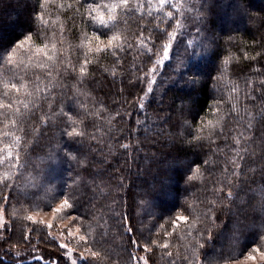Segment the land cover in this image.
<instances>
[{"label": "trees", "instance_id": "trees-1", "mask_svg": "<svg viewBox=\"0 0 264 264\" xmlns=\"http://www.w3.org/2000/svg\"><path fill=\"white\" fill-rule=\"evenodd\" d=\"M72 2L67 0L69 4ZM189 6L192 13L186 21L185 34L174 46L171 66L161 69L155 92L149 97L150 103L144 112L135 106L145 88V84L137 80L144 58L137 57L135 52L121 53L120 64H115V58L110 55H101L89 65L83 81L77 78L78 71L61 78L59 63L52 73L54 79L44 78L46 73L31 67H21L14 70L15 74L3 76V79L27 84V89L14 92L12 99L31 103L33 97L26 92L34 91L35 75L42 77L41 87L49 85L52 108L63 107L70 109L74 116H82L83 109L76 103L78 99L88 111L96 113L85 117L83 125L87 126L89 134L97 137L95 140L86 137L82 144L71 143L62 137L63 125L59 119L55 124H41V117L51 112L49 101L43 99H38L32 109L34 116L28 112L22 118L26 135H21L25 141L32 142L24 157L26 167L19 172L12 169L8 186L0 183V205H7L4 215L8 220L4 231L0 232L3 264H51L53 260L71 264L48 229L29 221L27 216L35 211L51 210L73 194L76 207L72 214L86 217L85 223L92 226L95 250L100 253L94 259L89 257L88 264H136L132 256L143 257L141 262L146 260L147 264H189L194 258L193 245L198 248L202 264H225L256 251L264 252V241H261L264 236V84L261 83L264 81V0H190ZM36 7L37 0H0V44L15 43L30 29L35 30ZM78 7L56 9L50 6L51 10L44 17L56 21L53 28L57 40L61 38L59 26L63 24L62 59L71 60L77 67L87 51L86 47H79L81 37L91 35V27L81 22L83 9L77 12ZM197 11L202 13L200 20L196 19ZM156 23L158 21H153V26ZM142 24L147 25V21L141 20L138 14L121 27L133 36L135 43L134 35H138ZM194 37L207 45L208 51L203 57L185 53L187 41ZM245 52L256 58L245 59ZM225 57H230L226 76L231 83L223 78L212 79L218 76ZM176 58L183 59L191 69L189 76L195 73V84L189 83L187 77L173 74ZM53 84L57 86L51 88ZM233 84L239 88L238 92L231 90ZM3 90L0 82V92ZM217 100L223 103L215 105ZM233 103L240 109L238 113L232 111ZM214 106L220 109L215 115L212 114ZM17 107L22 113L26 112L22 104L13 105V109ZM248 113L254 119L247 132V155L241 162L240 187L236 189L243 202L223 201L213 212L207 213L210 207L207 201L216 199L213 188L219 186L224 164H201L203 178L187 183L186 175L191 173L186 170L193 161H203L209 156L214 161L223 160L224 156L213 154L210 149L217 145L223 147L225 138H217L215 144L204 142L199 149L188 145L186 139L191 138L189 133L197 127L200 117L215 120L224 115L222 127L227 143L234 146L232 132L247 128ZM146 117V122L137 127L136 120L144 121ZM238 117H243L240 124L236 122ZM105 118H112L111 132ZM3 119L0 115V121ZM184 121L191 127L185 126ZM123 143H128L130 149H122ZM69 148L78 157L86 158L85 166L65 159ZM49 155H55L56 159L49 160ZM213 171L216 176L212 175ZM5 172L6 169L0 167V178ZM96 174L99 176L93 184ZM166 177L171 179L166 180ZM232 179L237 182L235 177ZM165 180L167 186L161 191L160 181ZM227 191L225 187L224 192ZM142 199L149 203L141 204ZM205 213L214 216L215 223L207 219ZM177 214L196 220L192 237L181 238L187 232L183 224L173 231L170 218ZM125 215L127 223L122 220ZM128 227L133 229L130 234ZM165 231L172 234L165 237ZM201 233L203 248H199L193 238ZM132 239L139 241L140 246H133ZM165 239L169 243L167 249L152 245V251H144L146 241L163 243ZM13 250L25 257H14ZM35 255L43 259L29 261Z\"/></svg>", "mask_w": 264, "mask_h": 264}, {"label": "snow or ice", "instance_id": "snow-or-ice-1", "mask_svg": "<svg viewBox=\"0 0 264 264\" xmlns=\"http://www.w3.org/2000/svg\"><path fill=\"white\" fill-rule=\"evenodd\" d=\"M73 5H78L77 12H80L82 17V23L85 27H91V35H84L81 37V44L79 47L81 49L85 48L87 51L84 53V59L78 61L77 64H73L71 60L64 61L62 59L63 53L61 48L63 47L64 39L63 33L65 31L63 24L59 26V32L61 33V38L56 39V29L53 25L56 23L54 20L45 19V13L50 11V6H55L56 9H63L65 7L72 8ZM190 0H73L72 4L67 3V0H37V7L33 14V20L36 25L35 30H29L23 37V39L17 40L15 43L9 45L0 44V82L3 83L4 90L0 92V115L4 117L3 127L0 128V167L6 169L5 174L0 178V183L4 186H8L7 182L12 176V169L20 171L26 167L27 161L24 157L27 155V150L31 141H25L23 117L30 112L33 116L35 112L32 111L33 108L37 106V100L43 99L49 101L50 113H45L41 117L40 123L46 125L48 123L55 124L56 120L59 119V123L63 125L61 131L62 137H66L71 143H83L84 138H89L92 140L97 139L94 134H89L87 132V126L83 125V120L85 117H90L96 115L94 112L88 111L86 105L80 102L78 99L76 103L80 105L83 109V115H72V111L65 110L61 107L59 110L52 108L51 101L53 99L49 85L40 86L42 82V77L40 75H35V89L33 92H26V95L33 97L31 103L27 101H21L18 98L12 99V94L19 93L22 89H27L26 83L12 82V79H3L6 73H14L15 69L23 68H35L39 69L41 72L46 73L44 78L54 79L52 76L53 71L56 68V64L61 65V70L59 75L63 78L71 73H76L78 71L79 76L77 77L80 81L88 74V67L93 64L101 55H110L115 58L114 63H121V53L128 54L130 51L135 52L137 57L144 58L142 65L138 70L141 73L137 80L145 84V88L142 90V94L137 98L136 107L141 111H146V105L150 103L149 97L154 94L155 87L158 84L159 76L162 74L161 69L165 67H170L171 62L174 59V46L179 39V37L185 34L187 27L186 21L189 15L192 13V8L189 6ZM141 20H146L147 25H140V30L138 35H134L135 43L132 42L133 36H130L121 24H127L128 20L137 17ZM196 19H202V13L197 11ZM153 21H158L154 26ZM199 32V29L197 30ZM52 35H49V33ZM93 41H95V46L93 47ZM208 51L207 45L203 41L193 38L187 41L185 45V53L189 56H201L203 57ZM260 53H257L259 56ZM91 56V58H89ZM245 59H255L256 57H250L247 52L244 53ZM27 61V63H25ZM230 62V57H225L222 60L223 67L220 69L218 76L212 77V79H225L226 83H231L227 81V65ZM183 70V71H182ZM191 69L184 63L183 59L176 58L175 68H173L174 75H180L187 77L188 82L195 84L197 80L194 78L195 73L189 76L188 73ZM15 74V73H14ZM264 84V81L261 82ZM57 85H51V88H55ZM233 92H238L239 88L233 84ZM78 95V93H77ZM8 98L4 100L3 98ZM231 99V97H230ZM223 103L221 100L214 102L215 105H220ZM14 104H22L26 112H21L19 107L13 109ZM219 107H212V114L215 115L219 112ZM232 111L239 112L240 109L237 107L236 103L232 104ZM117 116L120 112L116 113ZM249 120L247 123V128H241L239 131L232 132V140L234 141V146L227 143V135L225 134L222 121L225 119L224 115H220L217 119H206V117H200L197 127L189 133L190 139H186V143L192 146L194 149H199L204 146V142L208 144H215L216 139L219 137L225 138L224 146L217 145L215 148L210 149L211 153H219L225 158L223 160H213L211 156L203 161L195 160L191 165L188 166L187 172L191 174L186 175L185 182H191L196 179L203 178L204 172L201 171L200 165L211 166L212 164H224L223 169L220 172V179L218 181L219 186H214L213 193L216 199L207 201L210 207L207 209V213L213 212L214 208L218 203L226 201L228 204H234L237 201L243 202V197L239 191H236L240 187L238 183L241 172L239 171L241 167V162L245 159L247 155V132L251 129V120L254 119L251 113H248ZM131 118V113H129V119ZM109 125V132L112 131L111 123L112 118H105ZM243 117L237 118V124L241 123ZM144 121L137 119V127L144 124ZM167 123V119L164 121ZM185 126L191 127L188 121H184ZM151 131V128L147 129ZM207 131V135L204 132ZM35 132V129H33ZM26 135V133H24ZM131 135V133H129ZM79 138V139H78ZM120 147L124 150H129L130 145L128 143H123ZM227 149V152L225 151ZM231 153V155H229ZM49 160H55V155H49ZM65 159L75 161L82 167L86 164V158L78 157L73 154L71 149L65 153ZM195 165V167H193ZM234 165V167H229ZM22 174V173H21ZM213 176H216L215 171L212 172ZM99 174L93 177V184H95V179ZM233 177L236 178L237 182L233 181ZM171 179L166 177V180ZM165 181H160L161 191L167 186ZM76 183V181H73ZM98 187V186H97ZM120 187V185H117ZM227 187L228 191L224 192V188ZM145 195H148L146 192ZM73 195H68L64 198L59 206L52 211L56 214L64 213L63 218L71 219L73 221L72 226L75 227V233L71 231V228L66 229L67 235L66 243H60L58 247L60 249H65V255L71 258V264H88L89 257L96 258L100 255L98 251L95 250L96 241L93 237V232L90 230L91 225L86 224V217L80 215H73L72 210L76 207V202L73 199ZM7 199V198H5ZM141 204H148L149 201L141 200ZM7 211V205H0V213ZM207 219L212 220L215 223L214 216H207ZM27 219L32 220L31 216ZM199 219V217L197 218ZM122 220L127 223L128 217L125 215ZM108 221H104L107 224ZM170 224L175 231L180 228L183 224L186 226L187 232L181 236L182 239H187L193 236V230L196 229V220H191L187 215L177 214L175 218H170ZM104 225H97V227H103ZM48 228H52V224L47 225ZM164 228V225L160 226ZM133 229L131 227L127 228V232L132 233ZM64 233H62L63 235ZM172 233L165 231V237L170 236ZM196 240L199 248H203L204 244L200 242L202 239V233L198 236L193 237ZM211 239V236L208 237ZM28 239V237H25ZM76 240L77 246L83 249V252L79 256H74V247H71V241ZM261 241H264V236H261ZM131 244L133 246L139 247V241L132 239ZM152 245H156L162 249H167L169 243L167 239L163 243H158L155 240L151 241L149 244L147 241L144 245V251H152ZM257 249H253L256 251ZM192 251L194 253V258L189 260V264H202L198 254V248L196 245L192 246ZM171 256V253H167ZM35 259H43L42 257H36ZM132 260L140 264L143 257L132 256ZM0 264L3 261L0 260ZM51 264H59L58 260L51 261ZM147 264V261H144ZM175 264V262H173Z\"/></svg>", "mask_w": 264, "mask_h": 264}, {"label": "rangeland", "instance_id": "rangeland-1", "mask_svg": "<svg viewBox=\"0 0 264 264\" xmlns=\"http://www.w3.org/2000/svg\"><path fill=\"white\" fill-rule=\"evenodd\" d=\"M60 203H58L53 209L57 208ZM28 216L32 217V220H29L35 224H40L48 229L50 236L55 239L59 244L60 243H66L68 242L66 240V229L71 228V231L75 233L76 229L72 226L73 221L71 219H65L63 218L64 213L56 214L51 210L44 211V212H32ZM27 216V217H28ZM8 220L6 219V216L3 213H0V232H3L5 229V226H7ZM48 224H52L53 227L50 229L47 227ZM62 233H64L62 235ZM2 236V234H0ZM71 247H74V256H79L83 249L76 244V240H72ZM66 250L63 249V253L65 255ZM12 255L16 258L25 257L23 254H19L17 251L13 250ZM20 256V257H19ZM66 256V255H65ZM36 257H41L40 255H35V257L29 259L34 260ZM67 259L71 261V258L66 256ZM41 260V259H40ZM137 264V262H136ZM140 264H144V261H140ZM225 264H264V252L262 251H256L251 254H247L243 256L242 258L236 259L234 261L225 263Z\"/></svg>", "mask_w": 264, "mask_h": 264}]
</instances>
